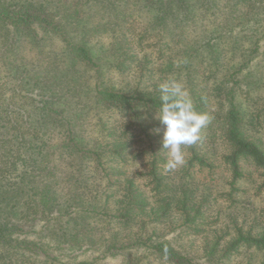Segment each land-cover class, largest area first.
<instances>
[{
	"label": "trees",
	"instance_id": "1",
	"mask_svg": "<svg viewBox=\"0 0 264 264\" xmlns=\"http://www.w3.org/2000/svg\"><path fill=\"white\" fill-rule=\"evenodd\" d=\"M230 1L0 0V264H56L60 253L44 238L64 236L66 250L88 245L105 257L141 248L156 264H227L258 250L260 262L244 264H264V221L255 213L240 220L231 209L247 213L238 182L255 184L253 168L264 187V146L253 134L264 105L252 94L264 91V0ZM236 25L243 35L233 34ZM135 27L137 42L168 31L160 75L183 77L196 109L213 117L172 172L164 171L169 153L154 118L161 83H144L158 71L133 43ZM109 68L115 80L105 76ZM237 70L245 100L231 83ZM217 71L211 88L195 89L197 74ZM127 72L141 88L122 80ZM128 160L142 170L124 169ZM162 223L187 238L163 239Z\"/></svg>",
	"mask_w": 264,
	"mask_h": 264
},
{
	"label": "rangeland",
	"instance_id": "2",
	"mask_svg": "<svg viewBox=\"0 0 264 264\" xmlns=\"http://www.w3.org/2000/svg\"><path fill=\"white\" fill-rule=\"evenodd\" d=\"M219 3L221 4H230L231 1L230 0H219ZM227 10L230 11L229 6L227 7ZM139 29H137L136 27L133 28V30L131 31L130 37H133V43L138 47L141 48V52L145 49L147 50L150 55V57L148 58L147 63H151V66L154 70H157V73H154V75L150 76V79H146L144 80L145 84H153V83H157L160 84L164 81H166L167 79H169L170 77H174L175 75L172 72H168L167 74H162L160 75V69L162 70L164 68L163 65L159 66V63L165 61L166 55L168 54L167 52L163 55V58H159V55L162 52L161 48H166L168 50V48L165 45H162V43L170 38L169 37V33L168 31H163V30H156L154 32H151L150 34L144 36L141 40H139V42H137L136 39V35L138 34L137 31ZM173 31L175 33L178 32V36L179 34H187L189 35L190 32L187 33V29L185 30H181V29H173ZM246 31V29H245ZM244 31L241 28L240 25H236L233 27V34L235 35H243ZM105 36V35H104ZM102 36V37H104ZM136 36V37H134ZM105 38V37H104ZM105 40H107L105 38ZM132 43V44H133ZM133 44V45H134ZM55 46H57L58 50H59V44L58 43H54ZM178 48H181V45L176 43L174 44L173 48L174 50H177ZM169 51V50H168ZM141 54V53H140ZM258 55V56H257ZM142 56V55H141ZM180 55L179 53H177L174 57H172V61L173 62H177L179 59ZM256 57H258L260 60H262V56L259 54V51L256 54ZM144 59V58H143ZM151 61H150V60ZM253 61H258L256 58L253 59ZM141 64L143 63V65L145 64L144 62H142V58H141ZM262 64V63H260ZM138 67V69L140 68L139 65H136ZM174 67V66H173ZM172 67V68H173ZM256 67V66H255ZM170 67V69H172ZM196 70H201V68L194 67ZM259 66H257L256 71L259 70ZM167 69V68H166ZM153 70V71H154ZM163 71V70H162ZM129 72V71H128ZM126 73V75L122 78L123 81H125V78H127L130 82V87L134 88L135 86L137 88H139L142 84H138V79L136 78L134 80V77L132 76L131 73ZM245 72V71H244ZM243 72V73H244ZM221 72L217 71V73L214 75L216 76V78L211 77L208 79H204L202 80V74H197V78L194 80V83L196 85V90H198L199 88H211L212 85H214L217 81L216 79L220 76ZM242 75V71H235L232 74V80L231 83L234 84V86L239 87L238 89V96L241 97L242 100H245L244 98L245 93L243 92L242 88H244L245 82L242 79V81L240 82V76ZM105 76H107L108 78H112L115 80V78L117 77V73L116 71H112L111 68L106 70V74ZM160 76L162 77L163 81H160ZM179 80H183V83H185L184 78L181 77L179 78ZM205 80L206 84H205ZM136 84V85H135ZM252 84V83H251ZM205 86L206 88H204L203 86ZM258 86V85H257ZM260 86V85H259ZM252 87L255 88L256 85L252 84ZM8 89H10L11 87H7ZM141 88V87H140ZM187 89H189V92L191 93V88L187 87ZM211 90V89H208ZM7 93H9V91H7ZM212 94V93H211ZM249 95L251 94V90L249 89ZM252 94L254 95V99H256L258 101V104L256 105L257 107L261 108L264 105V91H259V90H254L252 91ZM21 96H24L23 93H21ZM25 98H23L24 100ZM101 115L106 116V115H111L113 116H118V112L117 111H112L110 109H101L100 111H98ZM259 124L255 125V131H254V135L255 137L259 138L264 146V110L262 111V113H260L259 115ZM91 123H94L93 120H90ZM135 145H138L137 143ZM138 147V146H137ZM140 162L135 161V162H129V160L127 162L124 163L123 168L126 169L127 171H135L134 169L139 168V170L141 171L143 167L138 166ZM216 172L222 176L225 177V179L229 178V172L223 167V166H219L216 167ZM252 173V178H253V182H255V184H251L249 182H247V180H242L240 182H238L240 188H244L245 192L241 191V195H240V200H239V204L243 202V204H245V206L248 208L247 213L242 209H239L240 207L237 206V209H234V207H231L232 210H234V212L236 213V215L238 216V218L247 220L249 217H252L255 213L256 215H259V220H263L264 221V187L261 188L260 190L257 189L259 183L262 182V175L259 172V169H254L251 170ZM197 176H199V178L201 176H206V173H200L197 174ZM213 177V175H212ZM211 178L209 175L206 179V181L210 182L208 179ZM216 179H219L217 177V175H215ZM139 183H141V185H143V187L145 189H148L149 186H145L143 183L142 179H138ZM213 189L215 188H219V186L216 183V180H213ZM252 209H255V211H253ZM101 223H99L100 225ZM105 227L112 226V224H110L108 221L105 222ZM170 224L168 223H162L160 224L157 228V232L159 234H161V237H163V239H170L173 242H175L176 244H178V241H184L187 238V232L181 231L179 229L176 230H171L170 229ZM27 233V232H25ZM197 239H200V236H196ZM177 238V239H176ZM46 240V242H50V244L53 245L54 248H56V255L59 254L58 257V262H56V264H68V263H77L79 261H86V262H90L91 264H156V260H154V258H152V256H150L149 254H146L141 248L139 249H133L130 251H122L119 252L116 255H112V256H103L99 250L97 249H93L88 247V245H84L83 247H81L80 249L76 250V251H69L66 250L65 248L70 245L71 243L68 240H65V236L64 238L62 237L59 241H56L55 239L48 240L47 238H44ZM180 245V244H179ZM183 247V246H182ZM184 248V247H183ZM199 246H194V248L191 249V252H196L197 253L200 251ZM251 256L247 253V251L245 250L242 254L237 255V256H232L228 261L227 264H244L246 261L251 260L253 263H258L260 262V258H262V252L261 251H254L251 252ZM35 256H39V255H35ZM100 256V257H99ZM34 258V257H33ZM31 260V259H30Z\"/></svg>",
	"mask_w": 264,
	"mask_h": 264
},
{
	"label": "clouds",
	"instance_id": "3",
	"mask_svg": "<svg viewBox=\"0 0 264 264\" xmlns=\"http://www.w3.org/2000/svg\"><path fill=\"white\" fill-rule=\"evenodd\" d=\"M159 93L160 104L154 118L163 126L162 147L169 153L164 164L167 173L186 163L183 147L197 143L201 139V130L213 117L196 109L189 90L175 77L161 83ZM155 131L159 134L161 129Z\"/></svg>",
	"mask_w": 264,
	"mask_h": 264
}]
</instances>
